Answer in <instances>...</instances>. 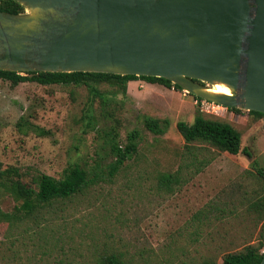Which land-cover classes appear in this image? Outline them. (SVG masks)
<instances>
[{
    "label": "rangeland",
    "instance_id": "obj_1",
    "mask_svg": "<svg viewBox=\"0 0 264 264\" xmlns=\"http://www.w3.org/2000/svg\"><path fill=\"white\" fill-rule=\"evenodd\" d=\"M100 90L102 99L89 108L83 87L29 82L10 87L0 81L2 168L15 169L30 186L37 173L56 179L73 164L97 173L96 184L82 195L19 222L0 223V264H98L108 255L125 264H194L200 257L219 264L220 254L254 241L260 224L254 226L237 201L258 189L254 168L264 176V117L216 106L206 110L181 90L138 79L127 83L124 96ZM195 109L235 129L240 149L250 157L220 153L179 191L159 193L156 174L175 170L183 146L175 123L190 124ZM89 114L92 127L85 126ZM144 117L166 119L165 132L152 135L143 127ZM107 130L120 147L129 132L139 134L136 153L112 176L107 168L112 157L102 139ZM210 202L229 208L233 203L242 218L212 220L191 233V216ZM14 205L0 187V210L11 213Z\"/></svg>",
    "mask_w": 264,
    "mask_h": 264
},
{
    "label": "water",
    "instance_id": "obj_2",
    "mask_svg": "<svg viewBox=\"0 0 264 264\" xmlns=\"http://www.w3.org/2000/svg\"><path fill=\"white\" fill-rule=\"evenodd\" d=\"M11 1L23 12L0 11V71L162 78L264 115V0Z\"/></svg>",
    "mask_w": 264,
    "mask_h": 264
},
{
    "label": "trees",
    "instance_id": "obj_3",
    "mask_svg": "<svg viewBox=\"0 0 264 264\" xmlns=\"http://www.w3.org/2000/svg\"><path fill=\"white\" fill-rule=\"evenodd\" d=\"M0 11L19 14L23 8L11 0H0ZM141 80L150 84H158L165 88L181 90L178 86L171 84L162 78L143 76H119L103 73H14L0 71V81L8 82L10 87L19 83L29 82L41 86L63 85L73 88L83 87L87 92V103L89 108L96 100H101L103 92L101 87H108L121 95L126 94V85L133 80ZM193 97V96H192ZM196 101L201 99L193 97ZM234 113H247L255 118L264 117L263 114L242 111L235 108H227ZM86 127H92L91 114L85 116ZM143 127L152 135L160 136L165 132L168 121L144 117ZM175 130L183 140V146L178 154L176 168L172 172H158L154 183L157 192L172 195L189 183L197 174L203 171L220 153L236 155L243 152L247 157L250 155L240 149V134L229 124L215 119L205 118L197 109L190 124L182 121L175 123ZM138 132L132 130L125 137V144L120 147L111 131L102 133L103 144L109 148L112 161L107 165L108 175L112 176L125 161L132 158L136 153ZM254 164V163H253ZM254 168V167H253ZM255 170V176L261 180L257 184V190L251 189L248 195L242 193L239 197L238 206L243 207L245 216L250 218L254 226L259 225L257 236L252 243L245 242L239 250L228 251L220 254L219 264H258L264 254V176L260 170ZM243 173H247L244 171ZM97 173H90L85 168L73 164L68 165L59 178L37 173L32 178V186L21 181L19 174L13 168H2L0 164V187L8 192V196L16 203L11 213L0 210V223L10 225L33 215L36 211L49 207L55 202L68 200L72 197L82 195L89 187L96 184ZM255 183V182H254ZM233 201V200H232ZM228 203L222 205L210 202L189 220V225L194 228L191 233H198L202 227L210 221H221L227 216L241 219L242 215ZM196 235V234H195ZM194 235V236H195ZM253 240V239H252ZM98 264H125L119 256L108 255ZM194 264H216L211 257H200Z\"/></svg>",
    "mask_w": 264,
    "mask_h": 264
},
{
    "label": "bare ground",
    "instance_id": "obj_4",
    "mask_svg": "<svg viewBox=\"0 0 264 264\" xmlns=\"http://www.w3.org/2000/svg\"><path fill=\"white\" fill-rule=\"evenodd\" d=\"M206 91L213 94L229 95V90L221 84L207 87Z\"/></svg>",
    "mask_w": 264,
    "mask_h": 264
},
{
    "label": "built area",
    "instance_id": "obj_5",
    "mask_svg": "<svg viewBox=\"0 0 264 264\" xmlns=\"http://www.w3.org/2000/svg\"><path fill=\"white\" fill-rule=\"evenodd\" d=\"M201 102H202V104H204L206 107H205V109L207 110L208 108H213V106H216V107H220V106H218V105H215V104H212V103H210V102H206V101H203V100H201Z\"/></svg>",
    "mask_w": 264,
    "mask_h": 264
}]
</instances>
